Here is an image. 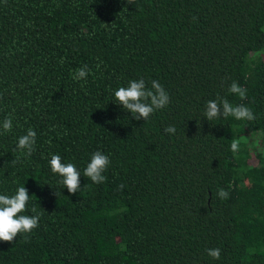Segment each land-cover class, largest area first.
Masks as SVG:
<instances>
[{"label": "trees", "instance_id": "obj_1", "mask_svg": "<svg viewBox=\"0 0 264 264\" xmlns=\"http://www.w3.org/2000/svg\"><path fill=\"white\" fill-rule=\"evenodd\" d=\"M140 79L170 97L147 121L115 102ZM217 97L255 119L208 121ZM9 116L0 195L25 186L22 214L40 220L0 241V264H264V0H0V123ZM29 129L30 157L17 148ZM97 151L110 160L100 184L83 176ZM53 154L80 172L76 194Z\"/></svg>", "mask_w": 264, "mask_h": 264}, {"label": "clouds", "instance_id": "obj_2", "mask_svg": "<svg viewBox=\"0 0 264 264\" xmlns=\"http://www.w3.org/2000/svg\"><path fill=\"white\" fill-rule=\"evenodd\" d=\"M99 67V65H98ZM90 70L85 65L77 69L73 74L76 81H84L89 75ZM229 93L237 95L241 100L246 99V89L242 88L237 82H233L228 89ZM115 102L122 105L124 109L132 114L137 121L148 118L157 110L163 109L170 102L169 94L164 87L156 80L151 81V88L146 86L143 79L131 80L127 87H120L114 92ZM204 116L208 121L219 119L221 117H234L236 120L255 119L254 113L249 107L233 105L228 99L217 97L215 100H208L205 104ZM12 118L9 116L0 123L2 132L0 134L12 131ZM174 126L165 128V132L174 134ZM36 132L29 129L27 133L18 139V150L25 156L30 157L35 149ZM240 148V140L233 138L231 150L237 153ZM15 162V161H13ZM110 164L109 157L97 151L92 154L90 162L84 169L83 176L89 178L93 183L100 184L106 180L103 173ZM49 165L54 174H58L61 179L59 183L64 186L71 194H76L81 190V174L73 163H62L61 156L53 154L50 158ZM123 187V186H121ZM216 195L221 200L227 199L228 191L223 188L218 189ZM30 196L25 186H20L14 195H0V241L13 242L18 234H29L39 225V215H23L26 206L29 203ZM31 211L36 213L35 206ZM207 254L219 259L221 250L219 248L207 250Z\"/></svg>", "mask_w": 264, "mask_h": 264}]
</instances>
